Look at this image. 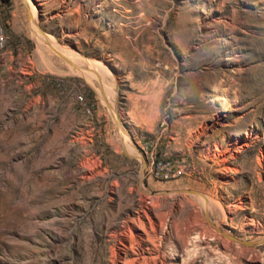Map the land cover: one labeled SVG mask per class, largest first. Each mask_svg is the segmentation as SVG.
I'll use <instances>...</instances> for the list:
<instances>
[{
	"label": "rangeland",
	"instance_id": "374dc122",
	"mask_svg": "<svg viewBox=\"0 0 264 264\" xmlns=\"http://www.w3.org/2000/svg\"><path fill=\"white\" fill-rule=\"evenodd\" d=\"M29 3L56 45L0 0V264H264V0Z\"/></svg>",
	"mask_w": 264,
	"mask_h": 264
},
{
	"label": "bare ground",
	"instance_id": "6f19581e",
	"mask_svg": "<svg viewBox=\"0 0 264 264\" xmlns=\"http://www.w3.org/2000/svg\"><path fill=\"white\" fill-rule=\"evenodd\" d=\"M30 2H31V0H30ZM26 3H27V6H28V8H29V10H28V15L30 16V14H31V18H30V23H31V25H32V28H33V30H34V33H35V35L42 41V40H48L50 43H52L53 45H56V43H54V41L50 38V36L49 35H47L46 33H44V31L43 30H40L39 28H38V26H37V24H36V20H35V8H34V6L35 5H32V4H30L29 3V0H26ZM29 11H30V13H29ZM1 31L4 33V35H5V37L6 38H8V36H7V33H6V31H5V29L1 26ZM56 42V41H55ZM62 50V49H61ZM79 59V58H78ZM84 64V63H83ZM85 65V70L84 71H81V70H79L80 72H84V74L88 77V79L89 80H91V78L92 77H95L96 79H98V81H99V83H100V88H99V91H100V93L103 95V96H105L106 98H109V97H107V95L109 94V92L110 91H108V93L106 94V92H105V89H104V86H103V83H102V80H101V76H103V75H101V73L99 72V70H97L94 66H92L91 64H84ZM103 65V64H102ZM83 66V65H82ZM97 66V65H96ZM99 66V65H98ZM100 67H101V65H100ZM82 68V67H81ZM100 69V68H99ZM103 69V68H102ZM102 69H100V71L102 70ZM102 73H103V71H102ZM103 79V78H102ZM110 80V79H109ZM92 82V81H91ZM96 82V81H95ZM106 85V84H105ZM113 95V94H112ZM111 100V99H110ZM111 102V101H110ZM112 105V104H111ZM114 105H112V112H113V114H114V117H115V119H116V124H117V126L121 129V131H122V133H123V131H126L124 128H123V126L119 123V121H118V117H117V115H116V113L114 112V107H113ZM89 110H90V108H89ZM121 133V134H122ZM123 135L126 137L127 135L125 134V133H123ZM128 137V136H127ZM130 139V138H129ZM129 142H130V140H129ZM192 192L197 196V197H199L200 198V200L203 202V207L205 208V201H204V198H203V196L201 195V193H199V192H197V190H192ZM148 193V192H147ZM207 217V216H206ZM220 233H222L224 236H226L227 238H231V239H235L234 237H232L231 235H229L228 233H226V232H223V231H221L216 225H214L213 223H211ZM259 243V242H258Z\"/></svg>",
	"mask_w": 264,
	"mask_h": 264
},
{
	"label": "built area",
	"instance_id": "2783aa9c",
	"mask_svg": "<svg viewBox=\"0 0 264 264\" xmlns=\"http://www.w3.org/2000/svg\"><path fill=\"white\" fill-rule=\"evenodd\" d=\"M7 46V38L5 37L4 33L1 31V22H0V50H4ZM78 99L81 104L84 106H87L88 108H91V104L86 100V98L83 97L82 94L78 95ZM169 168L166 163H162L161 160H157L155 166H153V175L160 177V178H170L171 176L177 174V171Z\"/></svg>",
	"mask_w": 264,
	"mask_h": 264
}]
</instances>
